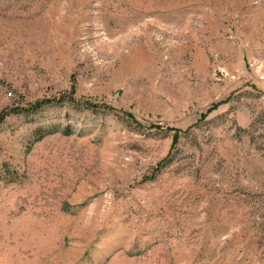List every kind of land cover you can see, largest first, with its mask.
<instances>
[{"label": "rangeland", "instance_id": "rangeland-1", "mask_svg": "<svg viewBox=\"0 0 264 264\" xmlns=\"http://www.w3.org/2000/svg\"><path fill=\"white\" fill-rule=\"evenodd\" d=\"M0 264H264V0H0Z\"/></svg>", "mask_w": 264, "mask_h": 264}, {"label": "trees", "instance_id": "trees-1", "mask_svg": "<svg viewBox=\"0 0 264 264\" xmlns=\"http://www.w3.org/2000/svg\"><path fill=\"white\" fill-rule=\"evenodd\" d=\"M57 101H59V102L61 101L62 102V100H60V99H58ZM51 102H52V100H50V99H48V100H41V101H38V102L34 103L30 108L23 109V110L24 111H34V110H37V109H39V108L43 107L44 105L49 104ZM91 106H96V105L95 104H91ZM103 107L104 108H108V109H113L112 107L106 106V105H103ZM124 113H125V115H128V116H131L132 117V114L131 113H129V112H124ZM170 130H174V129L173 128H170ZM178 139H179V134H178V131H177L174 134V143H177Z\"/></svg>", "mask_w": 264, "mask_h": 264}]
</instances>
